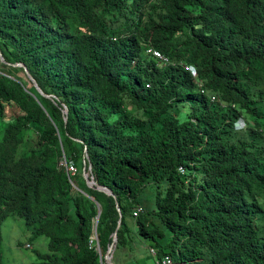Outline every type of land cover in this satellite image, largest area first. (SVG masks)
Returning a JSON list of instances; mask_svg holds the SVG:
<instances>
[{
	"label": "trees",
	"instance_id": "obj_1",
	"mask_svg": "<svg viewBox=\"0 0 264 264\" xmlns=\"http://www.w3.org/2000/svg\"><path fill=\"white\" fill-rule=\"evenodd\" d=\"M0 55V221L47 236L31 264H100L118 212L84 153L115 264H141L133 221L153 264H264V0H0Z\"/></svg>",
	"mask_w": 264,
	"mask_h": 264
},
{
	"label": "rangeland",
	"instance_id": "obj_2",
	"mask_svg": "<svg viewBox=\"0 0 264 264\" xmlns=\"http://www.w3.org/2000/svg\"><path fill=\"white\" fill-rule=\"evenodd\" d=\"M14 107L12 105H5L3 113L0 116V133L6 122L11 121L14 116ZM164 181L159 180L155 183H146L144 189L138 194L137 198L147 206L153 204V194L157 187H162ZM132 222L131 230L132 235L137 237L136 250L139 255L137 256L141 264H153L152 257L143 259V250L146 242L136 235V226ZM35 251H47V236L44 234L32 235L31 228L24 223V220L16 215H7L0 221V258L2 264H31L35 260ZM126 249L117 250L114 256L118 257V262L124 264V252ZM132 256L134 251L127 250ZM113 249L111 251V256ZM112 260V259H111Z\"/></svg>",
	"mask_w": 264,
	"mask_h": 264
},
{
	"label": "water",
	"instance_id": "obj_3",
	"mask_svg": "<svg viewBox=\"0 0 264 264\" xmlns=\"http://www.w3.org/2000/svg\"><path fill=\"white\" fill-rule=\"evenodd\" d=\"M0 59L2 60V56L0 55ZM14 65H19L22 67L23 71L25 72L26 76L32 81L33 85L35 86V88L43 95H48L47 93H44L40 88L39 86L37 85V83L35 82L34 78L30 75V73L28 72V70L26 69V67L24 66V64H22L21 62H15L13 63ZM62 111L63 113L65 114L66 113V106L63 104V108H62ZM63 119L65 120V115H63ZM83 150L85 152V146L83 147ZM85 155V158L84 160H82V167H81V174L84 178V181H85V184L87 186H95L97 189L105 192L106 194H111L113 197H114V200H115V208L118 212V218H117V221H116V225H115V228L114 230L112 231L111 233V238H110V242L107 244V247L105 249V251L103 252V254L101 255L99 253V248H98V245H97V250H98V253H99V261H100V264H102L101 260H104L105 263L107 264H115L112 260H111V251H112V247H113V242L114 240L116 239V229L117 227L119 226V223H120V210H119V207H118V204L116 202V199H115V196L114 194L111 192V190L104 186V185H101V184H97L94 180H93V177L92 175H88L87 173V170L90 169V163L87 162V166H86V160H87V156L86 154L84 153ZM87 169V170H86ZM96 202V215H95V220H94V223H93V226H92V230L94 231L95 233V224H96V219L98 217V213L100 212V207H99V204L97 201Z\"/></svg>",
	"mask_w": 264,
	"mask_h": 264
},
{
	"label": "built area",
	"instance_id": "obj_4",
	"mask_svg": "<svg viewBox=\"0 0 264 264\" xmlns=\"http://www.w3.org/2000/svg\"><path fill=\"white\" fill-rule=\"evenodd\" d=\"M144 50H145L146 53H149L151 56L157 58L158 60H161L162 62H167L168 61V59L159 50H157L156 48H154L151 45H145ZM185 67L189 70V72L192 75L194 74L195 69H194V67L191 64H187V65H185ZM198 86H200V84H198ZM200 90L203 91V88L201 86H200ZM210 97H211V99H214L213 95H211ZM234 124H235V126L237 128H244L245 121H244L243 118L239 117L234 122ZM58 163L64 167V169L66 170V172L68 174H73L74 173L75 165L73 164L72 161H70V160L67 161L63 155L59 159ZM178 168H179L180 171H182V167L181 166H179ZM140 210H141V206L140 205H136V207L133 208V210H132V214L135 215ZM88 241H89V243L94 244L96 246V248H97V239H96V235H95L94 231L90 235ZM151 252H152V250H151ZM155 261H156V263H158L157 260H155ZM160 264H170V259L167 256H165V257H163L160 260Z\"/></svg>",
	"mask_w": 264,
	"mask_h": 264
},
{
	"label": "clouds",
	"instance_id": "obj_5",
	"mask_svg": "<svg viewBox=\"0 0 264 264\" xmlns=\"http://www.w3.org/2000/svg\"><path fill=\"white\" fill-rule=\"evenodd\" d=\"M234 126H235V124H234ZM236 127V126H235ZM237 128V127H236ZM237 129H240V128H237Z\"/></svg>",
	"mask_w": 264,
	"mask_h": 264
}]
</instances>
